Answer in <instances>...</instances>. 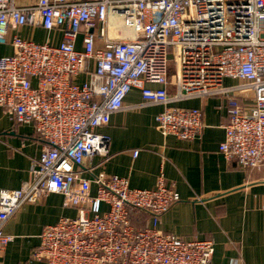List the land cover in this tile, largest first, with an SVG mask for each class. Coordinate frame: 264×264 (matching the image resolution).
I'll return each instance as SVG.
<instances>
[{
	"label": "built area",
	"instance_id": "2783aa9c",
	"mask_svg": "<svg viewBox=\"0 0 264 264\" xmlns=\"http://www.w3.org/2000/svg\"><path fill=\"white\" fill-rule=\"evenodd\" d=\"M22 27L59 33V42L10 36ZM0 45L13 48L0 58V108L43 142L31 179L0 191V259L13 240L7 222L57 194L77 215L43 228L33 260L211 264L212 241L158 229L181 200L163 173L155 189H136L95 173L92 161L107 160L100 130L138 90L143 104L163 106L159 132L188 142L202 135L204 113L180 104L220 98L228 108L220 154L241 170L264 168V0H0Z\"/></svg>",
	"mask_w": 264,
	"mask_h": 264
},
{
	"label": "crops",
	"instance_id": "0c3cea01",
	"mask_svg": "<svg viewBox=\"0 0 264 264\" xmlns=\"http://www.w3.org/2000/svg\"><path fill=\"white\" fill-rule=\"evenodd\" d=\"M36 1L16 3L29 6ZM14 34L39 43H58L60 39L59 33L41 28L22 27L10 36ZM12 53L10 45H0V58ZM234 83L227 80L228 85ZM180 105L204 113L203 133L194 141L163 136L155 121L163 106L143 104L140 92L132 90L125 109L100 130L109 138V151L106 161L93 159L95 173L127 178L132 188L144 190L155 189L163 173L167 186L181 200L160 217V231L184 240L212 241L211 264H264V168L241 170L220 154L228 123V108L220 98H196ZM42 148L32 126L14 124L0 108V191L19 189L31 179L32 162ZM92 194H96L95 186ZM76 215L77 210L65 207L63 197L57 194L26 204L5 225V234L13 240L0 264H47L31 259L43 228Z\"/></svg>",
	"mask_w": 264,
	"mask_h": 264
},
{
	"label": "rangeland",
	"instance_id": "374dc122",
	"mask_svg": "<svg viewBox=\"0 0 264 264\" xmlns=\"http://www.w3.org/2000/svg\"><path fill=\"white\" fill-rule=\"evenodd\" d=\"M170 73H171V74L174 73V64H171V66H170Z\"/></svg>",
	"mask_w": 264,
	"mask_h": 264
}]
</instances>
